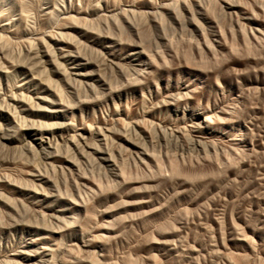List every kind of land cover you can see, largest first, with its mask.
<instances>
[{"label":"rangeland","instance_id":"374dc122","mask_svg":"<svg viewBox=\"0 0 264 264\" xmlns=\"http://www.w3.org/2000/svg\"><path fill=\"white\" fill-rule=\"evenodd\" d=\"M0 264H264V0H0Z\"/></svg>","mask_w":264,"mask_h":264}]
</instances>
